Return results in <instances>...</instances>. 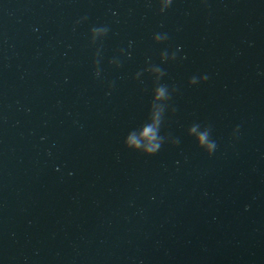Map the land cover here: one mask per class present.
I'll list each match as a JSON object with an SVG mask.
<instances>
[{
  "label": "water",
  "instance_id": "water-1",
  "mask_svg": "<svg viewBox=\"0 0 264 264\" xmlns=\"http://www.w3.org/2000/svg\"><path fill=\"white\" fill-rule=\"evenodd\" d=\"M0 264H264V0H0Z\"/></svg>",
  "mask_w": 264,
  "mask_h": 264
},
{
  "label": "clouds",
  "instance_id": "clouds-1",
  "mask_svg": "<svg viewBox=\"0 0 264 264\" xmlns=\"http://www.w3.org/2000/svg\"><path fill=\"white\" fill-rule=\"evenodd\" d=\"M194 82L195 78L193 77L190 83ZM160 96H163V89L157 90V98ZM123 143L125 148L139 151L145 156L155 154L161 146V142L156 136V128L152 125L145 127L139 136L129 135ZM197 147L210 155L216 148V144L208 139L207 133H202L197 138Z\"/></svg>",
  "mask_w": 264,
  "mask_h": 264
}]
</instances>
